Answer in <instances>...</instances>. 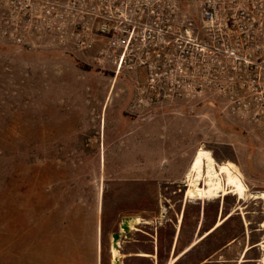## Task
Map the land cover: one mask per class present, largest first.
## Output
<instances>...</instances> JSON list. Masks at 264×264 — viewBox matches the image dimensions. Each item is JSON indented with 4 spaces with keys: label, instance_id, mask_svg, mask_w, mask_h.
<instances>
[{
    "label": "rangeland",
    "instance_id": "1",
    "mask_svg": "<svg viewBox=\"0 0 264 264\" xmlns=\"http://www.w3.org/2000/svg\"><path fill=\"white\" fill-rule=\"evenodd\" d=\"M195 65L135 106L142 70L115 76L107 62L24 51L0 33V264H111V234L129 216L147 222L119 240L120 264H168L220 218L173 264H259L261 199L185 198L199 147L264 190L259 124L212 88L210 61L201 76Z\"/></svg>",
    "mask_w": 264,
    "mask_h": 264
},
{
    "label": "built area",
    "instance_id": "2",
    "mask_svg": "<svg viewBox=\"0 0 264 264\" xmlns=\"http://www.w3.org/2000/svg\"><path fill=\"white\" fill-rule=\"evenodd\" d=\"M0 33L24 51L107 62L115 76L140 69L154 94L210 61L212 88L259 124L264 151V0H0Z\"/></svg>",
    "mask_w": 264,
    "mask_h": 264
},
{
    "label": "bare ground",
    "instance_id": "3",
    "mask_svg": "<svg viewBox=\"0 0 264 264\" xmlns=\"http://www.w3.org/2000/svg\"><path fill=\"white\" fill-rule=\"evenodd\" d=\"M182 182L185 188L186 199L198 197L203 201H211L218 198H224L225 196L230 194L237 197L238 200H246L249 198L261 199V201L263 202L264 211V190L252 191L246 184L242 176L229 162L217 161L212 152L203 147H199L196 149L184 174ZM126 222L128 229L132 230L134 229V226L142 222H147V220L141 218L140 216H131L128 217ZM221 222V218L218 219L215 222L213 228L205 231L201 237H198L190 242L182 251L175 255L168 264H173L179 257H181L190 248H192L199 240L208 235L214 228L218 227ZM261 227L264 230V221L261 224ZM119 230V232L124 231L123 228H119ZM119 247L120 243L118 239L116 240L115 245L111 244V247L109 248L111 254V264H120L118 263ZM249 248L250 246H248L246 250H248ZM259 248L261 249V257L259 255V264H264V235L261 242L259 243ZM139 254L143 257L148 256V254L146 253ZM242 261H240L239 263H241Z\"/></svg>",
    "mask_w": 264,
    "mask_h": 264
},
{
    "label": "flooded vegetation",
    "instance_id": "4",
    "mask_svg": "<svg viewBox=\"0 0 264 264\" xmlns=\"http://www.w3.org/2000/svg\"><path fill=\"white\" fill-rule=\"evenodd\" d=\"M132 102L135 106H139V103L146 102L147 104H153L154 93L147 89L145 86H136L132 90ZM160 100V99H157Z\"/></svg>",
    "mask_w": 264,
    "mask_h": 264
},
{
    "label": "water",
    "instance_id": "5",
    "mask_svg": "<svg viewBox=\"0 0 264 264\" xmlns=\"http://www.w3.org/2000/svg\"><path fill=\"white\" fill-rule=\"evenodd\" d=\"M127 219H128V217L122 218V220H121V222L119 224V227L124 229L123 232H119L120 231L119 230V231L114 232V233L111 234V238H112L111 239V244L112 245H115L116 240H118V239L120 240L122 236H127V234L130 232V230L128 229V226L126 224L127 223L126 222ZM116 247H117V245H116Z\"/></svg>",
    "mask_w": 264,
    "mask_h": 264
},
{
    "label": "trees",
    "instance_id": "6",
    "mask_svg": "<svg viewBox=\"0 0 264 264\" xmlns=\"http://www.w3.org/2000/svg\"><path fill=\"white\" fill-rule=\"evenodd\" d=\"M217 228H218V227H217ZM215 229H216V228H215ZM215 229H214V230H215ZM214 230H213V231H214ZM213 231H212V232H213ZM212 232H211V233H212ZM177 245H178V242H176V246H177Z\"/></svg>",
    "mask_w": 264,
    "mask_h": 264
},
{
    "label": "crops",
    "instance_id": "7",
    "mask_svg": "<svg viewBox=\"0 0 264 264\" xmlns=\"http://www.w3.org/2000/svg\"><path fill=\"white\" fill-rule=\"evenodd\" d=\"M144 253H149V252H147V251L145 252V251H144Z\"/></svg>",
    "mask_w": 264,
    "mask_h": 264
}]
</instances>
